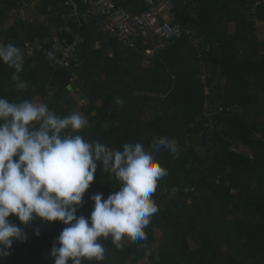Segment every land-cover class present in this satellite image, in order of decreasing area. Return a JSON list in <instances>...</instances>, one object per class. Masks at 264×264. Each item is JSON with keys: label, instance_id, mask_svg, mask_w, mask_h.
Listing matches in <instances>:
<instances>
[{"label": "trees", "instance_id": "trees-1", "mask_svg": "<svg viewBox=\"0 0 264 264\" xmlns=\"http://www.w3.org/2000/svg\"><path fill=\"white\" fill-rule=\"evenodd\" d=\"M22 1L0 0V44L24 56L19 80L0 61V98L40 100L62 117L80 109L88 125L79 134L113 152L125 143L149 148L158 137L177 146L176 154L154 153L168 175L152 194L158 211L146 239L125 237L117 249L111 237L101 238L106 259L82 264H264V38L250 13L257 6L256 20L264 23L259 0H174L180 38H141L133 47L103 33L99 20L75 21L66 0H37L35 18H27ZM118 4L147 10L142 0ZM55 34L80 39L71 68L51 65L43 52L28 53ZM20 82L27 87L18 88ZM119 188L99 164L77 215L90 217L91 197ZM41 222L26 228L27 239L14 241L0 264H54L50 252L66 225Z\"/></svg>", "mask_w": 264, "mask_h": 264}, {"label": "clouds", "instance_id": "clouds-1", "mask_svg": "<svg viewBox=\"0 0 264 264\" xmlns=\"http://www.w3.org/2000/svg\"><path fill=\"white\" fill-rule=\"evenodd\" d=\"M0 61L15 69L12 79L19 80L22 50L0 44ZM17 87L27 85L20 82ZM117 103L123 105L121 100ZM87 125L76 112L62 117L44 103L0 98V261L10 254L14 241L27 239L25 230L36 218L66 225L50 252L54 264L104 261L101 238L111 237L117 249L124 247L125 237L146 239L144 229L158 211L152 194L158 180L168 175L154 153L166 149L176 154L175 141L158 137L149 148L125 143L122 151L113 152L79 134ZM99 164L114 174L120 188L106 198L92 196L90 217L78 216ZM11 216L20 223L10 221Z\"/></svg>", "mask_w": 264, "mask_h": 264}, {"label": "built area", "instance_id": "built-area-1", "mask_svg": "<svg viewBox=\"0 0 264 264\" xmlns=\"http://www.w3.org/2000/svg\"><path fill=\"white\" fill-rule=\"evenodd\" d=\"M35 0H23V11H28ZM147 10L135 13L118 4V0H66L71 8V18L78 23L100 21L101 31L115 36L127 47H133L141 38H164L166 41L180 38L181 26L174 25V15L171 10L174 0H142ZM258 5L264 7V0ZM86 7L85 10L82 7ZM80 39L70 41L59 35H52L49 40L38 39L29 47L28 53L43 52L46 60L54 66L71 68L77 59L76 51ZM159 49L166 48V42H161ZM151 55V50L147 51Z\"/></svg>", "mask_w": 264, "mask_h": 264}, {"label": "rangeland", "instance_id": "rangeland-1", "mask_svg": "<svg viewBox=\"0 0 264 264\" xmlns=\"http://www.w3.org/2000/svg\"><path fill=\"white\" fill-rule=\"evenodd\" d=\"M36 3H37V2H36ZM36 3L33 4L32 10L26 13L27 18H28V17H30V18L38 17V15H39V10H38V8H37ZM12 22H13V19H10V20H9V23H12ZM258 25H259V24H258ZM263 28H264V27H259V28H258V35H259L260 40H261L262 38H264V34H263L264 31H263ZM36 102H37V103H41L40 100H37ZM81 104H84V103H81ZM76 113H79L80 115L83 116L82 111H81L80 109H78V110L76 111ZM199 144H200V142H197V145H199ZM198 147L200 148V146H198ZM243 150H244V152H246V153H250V151H249L248 149H246V148L243 149ZM41 224H42V226H43L44 228H48V227H49V222H44V221H42Z\"/></svg>", "mask_w": 264, "mask_h": 264}, {"label": "crops", "instance_id": "crops-1", "mask_svg": "<svg viewBox=\"0 0 264 264\" xmlns=\"http://www.w3.org/2000/svg\"><path fill=\"white\" fill-rule=\"evenodd\" d=\"M262 7V6H261ZM173 10V9H172ZM257 12H258V9L255 11V10H253V7H252V9H251V11H250V13H251V16H252V21L253 22H256V24H261V27H264V23H261L260 21H257L256 20V14H257ZM234 28H235V26L234 25H231L230 26V30H234Z\"/></svg>", "mask_w": 264, "mask_h": 264}, {"label": "bare ground", "instance_id": "bare-ground-1", "mask_svg": "<svg viewBox=\"0 0 264 264\" xmlns=\"http://www.w3.org/2000/svg\"><path fill=\"white\" fill-rule=\"evenodd\" d=\"M36 2H37V0H36V1H34V2H33V4H35ZM33 4H32V6H33ZM258 6H259V5H258ZM260 6H261V5H260ZM29 10H32V8H31V9H29ZM29 10H28V11H29ZM253 10H255V11H256V10H257V6H255ZM28 11H27V12H28Z\"/></svg>", "mask_w": 264, "mask_h": 264}, {"label": "flooded vegetation", "instance_id": "flooded-vegetation-1", "mask_svg": "<svg viewBox=\"0 0 264 264\" xmlns=\"http://www.w3.org/2000/svg\"><path fill=\"white\" fill-rule=\"evenodd\" d=\"M208 134H209V132H208ZM208 134H207V135H208ZM207 137H208V136H207Z\"/></svg>", "mask_w": 264, "mask_h": 264}]
</instances>
